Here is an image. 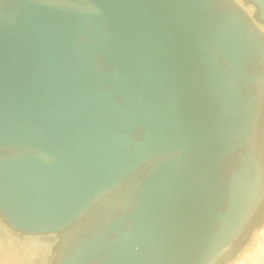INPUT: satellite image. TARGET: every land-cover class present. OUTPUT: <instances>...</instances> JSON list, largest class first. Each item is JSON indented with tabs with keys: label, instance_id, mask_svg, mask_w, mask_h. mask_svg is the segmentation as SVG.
<instances>
[{
	"label": "water",
	"instance_id": "1",
	"mask_svg": "<svg viewBox=\"0 0 264 264\" xmlns=\"http://www.w3.org/2000/svg\"><path fill=\"white\" fill-rule=\"evenodd\" d=\"M263 224L264 0H0V235L34 264H230Z\"/></svg>",
	"mask_w": 264,
	"mask_h": 264
},
{
	"label": "bare ground",
	"instance_id": "2",
	"mask_svg": "<svg viewBox=\"0 0 264 264\" xmlns=\"http://www.w3.org/2000/svg\"><path fill=\"white\" fill-rule=\"evenodd\" d=\"M8 242L9 245L5 248L0 240V264H29V261L34 264L29 257L36 255L44 247L47 249L51 241L41 237H25L19 243L11 237ZM230 264H264V224L255 230L249 242Z\"/></svg>",
	"mask_w": 264,
	"mask_h": 264
},
{
	"label": "rangeland",
	"instance_id": "3",
	"mask_svg": "<svg viewBox=\"0 0 264 264\" xmlns=\"http://www.w3.org/2000/svg\"><path fill=\"white\" fill-rule=\"evenodd\" d=\"M247 9L248 11H253V7L251 5H248L247 6ZM11 237H14L16 241H18L19 243L25 238V237H20L16 234H12V233H9L8 231L6 233H4V236L3 235H0V240L1 242L3 243L2 245H4L5 248H7V246L9 245V242L8 240L11 239ZM31 238V237H30ZM34 238V237H32ZM49 241V240H48ZM17 247L15 246L14 249H16ZM46 248V247H44ZM47 250V249H45ZM38 254V253H37ZM46 262V263H45ZM47 260H42L41 261V264H47ZM29 264H31V262L29 261Z\"/></svg>",
	"mask_w": 264,
	"mask_h": 264
}]
</instances>
